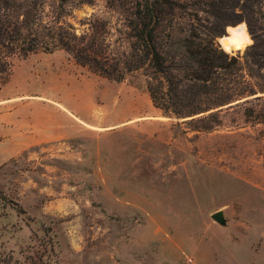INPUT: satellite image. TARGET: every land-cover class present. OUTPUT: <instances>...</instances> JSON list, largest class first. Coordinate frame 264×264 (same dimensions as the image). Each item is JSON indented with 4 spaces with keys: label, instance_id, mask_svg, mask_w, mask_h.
<instances>
[{
    "label": "rangeland",
    "instance_id": "rangeland-1",
    "mask_svg": "<svg viewBox=\"0 0 264 264\" xmlns=\"http://www.w3.org/2000/svg\"><path fill=\"white\" fill-rule=\"evenodd\" d=\"M111 3L69 21L81 32L99 16L127 46ZM242 23L249 32L215 26L216 44L226 51L220 38ZM253 81L250 101L178 119L154 105L144 71L115 81L65 50L17 58L0 79V264H264V78ZM57 108L68 135L46 140Z\"/></svg>",
    "mask_w": 264,
    "mask_h": 264
},
{
    "label": "trees",
    "instance_id": "trees-1",
    "mask_svg": "<svg viewBox=\"0 0 264 264\" xmlns=\"http://www.w3.org/2000/svg\"><path fill=\"white\" fill-rule=\"evenodd\" d=\"M86 3L94 0H0L1 82L8 81L17 58L65 50L111 80L144 71L154 105L178 119L215 116L223 106L246 103L257 94L253 80L264 78V2L112 0L109 9L119 7L126 14L127 46L108 42L101 32L106 23L94 14L78 32L69 18ZM200 12L216 19L214 27L203 24ZM241 20L254 42L243 54L231 55L216 44L215 26Z\"/></svg>",
    "mask_w": 264,
    "mask_h": 264
},
{
    "label": "bare ground",
    "instance_id": "bare-ground-1",
    "mask_svg": "<svg viewBox=\"0 0 264 264\" xmlns=\"http://www.w3.org/2000/svg\"><path fill=\"white\" fill-rule=\"evenodd\" d=\"M228 30L230 35L220 38V42L226 51L231 52L234 49L241 50L252 42L245 23L237 27H228Z\"/></svg>",
    "mask_w": 264,
    "mask_h": 264
},
{
    "label": "crops",
    "instance_id": "crops-1",
    "mask_svg": "<svg viewBox=\"0 0 264 264\" xmlns=\"http://www.w3.org/2000/svg\"><path fill=\"white\" fill-rule=\"evenodd\" d=\"M56 114L59 116L60 123L55 128L51 127L49 132L44 131L45 139L47 140H53V139H61L63 137H66L68 135V123L70 121V117L67 112L64 110L57 108Z\"/></svg>",
    "mask_w": 264,
    "mask_h": 264
},
{
    "label": "water",
    "instance_id": "water-1",
    "mask_svg": "<svg viewBox=\"0 0 264 264\" xmlns=\"http://www.w3.org/2000/svg\"><path fill=\"white\" fill-rule=\"evenodd\" d=\"M213 217L217 220V221H222L223 219V213L222 212H217L213 215Z\"/></svg>",
    "mask_w": 264,
    "mask_h": 264
}]
</instances>
